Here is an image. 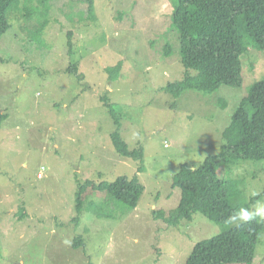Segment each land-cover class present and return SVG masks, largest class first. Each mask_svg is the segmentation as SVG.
Segmentation results:
<instances>
[{
    "label": "rangeland",
    "instance_id": "1",
    "mask_svg": "<svg viewBox=\"0 0 264 264\" xmlns=\"http://www.w3.org/2000/svg\"><path fill=\"white\" fill-rule=\"evenodd\" d=\"M24 1L30 14H10L0 38V110L7 116L0 126V264H183L219 227L200 214L168 227L153 212L167 214L179 204L172 183L182 166L197 168L219 152L236 102L264 75V52L243 58L240 89L188 90L174 99L159 91L184 71L177 52L163 54L167 40L177 44L169 27L172 0H94V19L78 2ZM119 61V80H112L104 69ZM103 98L124 108L120 133L127 145L143 147L137 175L144 191L136 208L122 213L87 188L75 226L80 184L130 178L140 166L116 153L110 139L116 126ZM230 168L232 177L244 178L231 206L264 190V160ZM78 236L83 246L74 248ZM250 264H264V232Z\"/></svg>",
    "mask_w": 264,
    "mask_h": 264
},
{
    "label": "trees",
    "instance_id": "2",
    "mask_svg": "<svg viewBox=\"0 0 264 264\" xmlns=\"http://www.w3.org/2000/svg\"><path fill=\"white\" fill-rule=\"evenodd\" d=\"M28 1V0H27ZM44 3L49 0H37ZM85 5V17L94 19V0H67ZM24 0H0V38L10 28L11 17H26L30 12L22 8ZM169 27L175 33L176 47L166 41L163 54H178L184 69L181 79L168 82L159 91L179 98L185 91L214 94L221 87L240 89L243 85V58L252 51L264 52V0H172ZM66 49L72 58L74 44L68 31ZM122 62L104 70L112 80H119ZM77 72V64L69 65ZM220 108L227 103L219 95ZM229 124L221 133L223 144L219 152L206 157L194 169L184 165L176 175L172 188L180 190L179 204L165 214L154 211L155 219L168 227L191 222L195 215H203L219 232L198 241L183 264H250L255 257L259 237L264 232V220L257 217L250 222H228L241 208L252 210L264 197V190L248 201L230 205V200L243 194L244 178H234L230 166L242 161L264 160V75L245 87V94L236 102ZM103 104L115 124L110 139L116 153L139 163L132 177L119 176L113 182L94 184L86 180L76 192V215L72 223L77 226L83 205L82 195L87 188L109 197L122 213L133 211L144 191L138 173L143 169V147L131 149L120 133L124 108L103 98ZM174 104H172L173 106ZM171 107V105H170ZM7 116L0 110V126ZM224 170L223 178L218 171ZM39 176V174H38ZM242 185V186H241ZM244 196V195H243ZM246 196V195H245ZM100 204L89 205L94 212H105ZM115 207V209H116ZM120 212V213H121ZM83 246L82 237L75 238L73 247Z\"/></svg>",
    "mask_w": 264,
    "mask_h": 264
},
{
    "label": "clouds",
    "instance_id": "3",
    "mask_svg": "<svg viewBox=\"0 0 264 264\" xmlns=\"http://www.w3.org/2000/svg\"><path fill=\"white\" fill-rule=\"evenodd\" d=\"M252 195H257L253 192ZM257 217L264 219V201H257L253 206L252 210L248 208H241L238 212H235L231 217H229L228 222L230 224H238L241 222H250Z\"/></svg>",
    "mask_w": 264,
    "mask_h": 264
}]
</instances>
